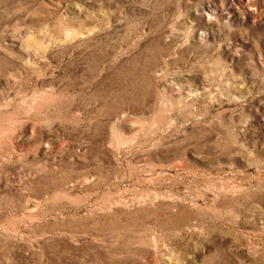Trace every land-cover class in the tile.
I'll use <instances>...</instances> for the list:
<instances>
[{"label": "rangeland", "instance_id": "374dc122", "mask_svg": "<svg viewBox=\"0 0 264 264\" xmlns=\"http://www.w3.org/2000/svg\"><path fill=\"white\" fill-rule=\"evenodd\" d=\"M0 264H264V0H0Z\"/></svg>", "mask_w": 264, "mask_h": 264}]
</instances>
